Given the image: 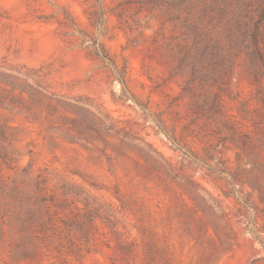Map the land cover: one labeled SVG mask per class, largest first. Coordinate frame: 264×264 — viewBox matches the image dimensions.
<instances>
[{
  "label": "rangeland",
  "instance_id": "obj_1",
  "mask_svg": "<svg viewBox=\"0 0 264 264\" xmlns=\"http://www.w3.org/2000/svg\"><path fill=\"white\" fill-rule=\"evenodd\" d=\"M211 1L0 0V264H264V61Z\"/></svg>",
  "mask_w": 264,
  "mask_h": 264
},
{
  "label": "trees",
  "instance_id": "obj_2",
  "mask_svg": "<svg viewBox=\"0 0 264 264\" xmlns=\"http://www.w3.org/2000/svg\"><path fill=\"white\" fill-rule=\"evenodd\" d=\"M234 1L235 0H212L211 8L218 11L216 16L217 23L218 25L221 24L223 31H226V36L230 39L232 46L234 47L233 41L236 40L237 48L245 54L249 64L252 65L256 63L257 65V62L261 63L264 61V7L257 12L259 16L257 19L254 18L256 15L253 12L245 10L248 21L243 22L239 17L240 13L237 14V10L233 7ZM238 1L240 3L249 4L250 0ZM230 11L233 12L231 13ZM228 13L232 14L230 17L231 21H233L232 23L224 20ZM233 27H236L235 31ZM213 42L219 44V40L215 39ZM94 53L110 65L113 70H116L113 61L102 48H94ZM120 80L122 81V78H120Z\"/></svg>",
  "mask_w": 264,
  "mask_h": 264
}]
</instances>
